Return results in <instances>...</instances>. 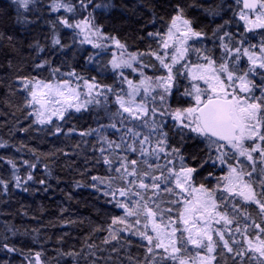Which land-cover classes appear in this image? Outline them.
<instances>
[{"label": "trees", "instance_id": "1", "mask_svg": "<svg viewBox=\"0 0 264 264\" xmlns=\"http://www.w3.org/2000/svg\"><path fill=\"white\" fill-rule=\"evenodd\" d=\"M210 1L216 6L215 0ZM178 2L185 5V15L192 21L194 30L204 33L203 41L194 48L208 55L214 53L218 49L217 44L208 38L216 28L210 15V11L216 8L208 0H112L113 7L108 12L95 13V23L102 26L106 35L115 36L124 43L129 51L144 53L140 60L150 67L153 61L148 54L156 52L160 43L158 37H150L148 33H164ZM193 4L196 6H189ZM27 19V23L22 22L11 2L0 0V144L4 145L0 147V180L5 182L0 184V264H28L36 252L41 253L43 264H176L170 258L162 259L166 254L160 250L149 253L144 239L133 234L144 231L143 216L138 217L140 224L135 223L137 217H127L125 224L112 225V219L124 216V211L116 207L111 195H104L105 191H110L108 179L119 175L114 169L119 166L120 158L127 156L142 160L143 157L123 147L109 149L101 137L106 136L120 143L126 129L133 127L140 131L137 126L127 124L125 117L123 125L121 119L104 117L103 111L93 106L77 114H66L57 127L43 128L35 123L32 108L26 104L30 97L24 89L23 78L64 79L68 73H75L79 77L95 80L101 86L111 87L112 93L116 88L120 89V83L118 85V80L108 72L109 67L103 56L88 54L85 63L82 54L69 49L65 37L61 45L52 46L51 32L56 27L52 17ZM37 65L43 66L38 68ZM178 92L175 88L168 103L172 109L189 104V99L179 96ZM112 123L117 125L119 132L107 127ZM172 125L168 122L165 131L169 133V143L179 146L181 140ZM57 128L59 132L55 130ZM93 129L98 131H91ZM81 132L91 134L81 136ZM125 139L128 143L132 142L130 138ZM183 144L187 163L197 166L206 153H201L197 160L191 158V153L194 148H203L204 145L198 140ZM101 148L105 149L103 155ZM103 156L113 161L111 169L103 163ZM149 159L153 164L166 163L163 154L159 161ZM9 161L15 163V169ZM24 161H28V164ZM32 164L36 167H29ZM139 167L147 170L146 165ZM169 167L178 169L179 160ZM226 168V165L222 167L218 162L213 167L209 161L199 168L195 183L215 187L217 178L226 174ZM160 171L157 169L151 174L160 175ZM209 172H212L211 177L208 176ZM29 174L32 180H28ZM16 176L20 177L19 187L16 186ZM93 176L105 183L92 180ZM41 180L45 183H39ZM252 182L259 186L260 192L264 191L260 187V180L258 183ZM111 183L113 188L126 187L120 180ZM145 183H152L150 177H145ZM168 186L173 187L171 184ZM163 187L164 184H161V189ZM25 188L28 190L25 191ZM133 190L142 192L146 200L151 196L148 202L154 210L157 203L165 209L178 207L169 203L176 199L170 193L160 191L153 196L151 189L144 192L135 185ZM217 197L221 211H228V205L235 208L230 201L222 199L227 197L226 193L218 191ZM116 199L131 206V202L139 200V197L130 195L125 199L117 194ZM236 206L240 207V216L245 214L255 225L261 223L260 211L255 206L238 203ZM171 215L175 217L176 212ZM234 215L235 221L239 220L240 216L237 218ZM110 225L116 239H112ZM238 226L243 228V225ZM105 240L108 242L105 243ZM227 241L233 251H215L216 264H257L238 232ZM5 244L18 251L8 252L3 247ZM240 251H244L245 255L238 256L237 252ZM180 255L192 256L190 249Z\"/></svg>", "mask_w": 264, "mask_h": 264}, {"label": "snow or ice", "instance_id": "2", "mask_svg": "<svg viewBox=\"0 0 264 264\" xmlns=\"http://www.w3.org/2000/svg\"><path fill=\"white\" fill-rule=\"evenodd\" d=\"M19 7L25 10L29 9V5L35 0H13ZM239 2V0H238ZM81 9L87 11L88 6L92 5V0H79ZM196 6V5H189ZM112 7L110 3L96 4L95 8L105 9ZM175 14L172 15L167 27V32H149L150 37H158L160 48L165 50L164 55L159 52H152L151 55L159 61L160 66L166 70V75L156 76L155 78L145 76L142 65L140 69L134 67V62L139 63L138 57L144 53H127L126 45L115 36L106 35L102 31V26L95 23V18L91 13L81 20L74 23L69 21L67 17L59 18V23L66 28L79 29L80 34L85 32L84 40L81 43H90L93 48L106 47L105 41H112L116 48L120 49V55H114L110 61L113 70L130 68L133 72L140 71L142 79L140 85H134L131 80L124 77L129 90L127 92L128 99L122 94H117L115 103L119 106V111L113 113V116L127 113L134 121H141V128L148 129V132L142 133L133 127H128L121 137V142L116 143L108 139L106 136L101 139L107 144L108 148L115 147L116 149L124 148L132 153H139L142 160L129 159L127 156L120 158L119 166L115 167V173L119 174L108 179V188L110 191H105L104 195H111L115 200L116 207L123 209L124 216L114 217L112 225L125 224L127 217H137L135 223L140 224L138 217L144 216V231L133 233L139 235L142 239L148 242L147 251L151 253L154 247L163 249L165 256L162 259H172L176 264H211L215 257L210 254L215 249V241L213 240L212 223H220L223 220L225 225L232 223V220L224 213L216 211L220 206L218 204L217 192L227 193L228 195H239L246 202L254 203L258 206L260 214L264 216V191L259 194L255 191L251 180L253 173H259L260 187L264 189V82L257 84L249 76L256 75L257 69H264V43L260 46V55L251 52L249 48L243 49V55L248 58L249 67L242 74L237 73V63L240 61L241 48L232 49L228 43H225V38L229 37L228 32H224L220 36L221 49L226 56L232 57L233 52L236 53L233 60L224 59L221 57V62L217 61L210 55L201 52L199 48L194 51L200 56L204 63H196L189 66L187 63L183 65V71L174 72V66L185 59L189 47L188 41L194 38L204 36L203 32L196 31L192 27V21L185 15L186 8L182 3H177L175 6ZM63 9L65 12L75 14L77 9L74 4L68 0H53L51 11L58 12ZM247 10V11H245ZM249 13L254 14L256 19L251 20ZM215 14V13H214ZM241 20L245 21V31H252L254 28L264 29V0H243V10L239 13ZM27 23L28 21H23ZM227 23V22H225ZM223 25L219 26L216 31H219ZM215 35V32H214ZM91 37H95L93 40ZM243 43V41H241ZM61 41L54 37L53 45H60ZM252 47H255L253 45ZM173 49L169 53L168 49ZM127 53V54H126ZM91 59V58H90ZM170 59V63L168 62ZM43 65H37L42 67ZM59 71V69H56ZM120 76H123L121 71ZM187 75L191 81L190 86L185 87L181 93L182 96L189 98L187 107H177L172 109L167 104V99L172 95L174 88H178L177 76ZM69 76H74L75 73H68ZM264 75V74H262ZM78 79H82L77 77ZM24 89L28 92L30 99L26 100L28 106L39 105L35 115L36 122L46 124L51 122V117L44 118V109L47 105H60L59 108L52 109V115L59 116L60 119L65 118V114L69 109L74 108L76 112L87 110V105L95 102L100 105L102 102L96 97L103 96L104 101L108 97L104 95L102 88H106L108 92L112 91L109 86H101L93 80L91 83L84 80V87L87 89L86 95L90 99H85L81 102L82 93L78 90L79 85L73 87L69 80H63L59 83L45 82L39 79L23 78ZM141 87L145 97L152 96L156 89H161L159 95L160 107H149L145 100L136 102L135 97L140 94ZM259 91V95L256 91ZM95 93V96L93 95ZM157 116L160 119H157ZM171 118L173 121V129L175 134L180 137L181 143L179 146H173L169 143V133L165 131L168 128L166 118ZM123 117L121 124L123 125ZM103 127V126H102ZM107 127L120 131L115 123ZM60 129L57 128V132ZM91 131H98L93 129ZM91 132H81V136L90 135ZM142 137V138H140ZM125 138H130L131 143L126 142ZM199 141L204 145L203 148L196 147L191 153L193 160L200 159L201 153H206L203 159L197 166H191L187 163L183 152L184 144L187 141ZM154 141V146H153ZM137 144L139 147H137ZM0 147H4L0 144ZM230 150V151H229ZM101 155L105 149H100ZM258 153V157L254 156ZM161 154L166 160L164 165L159 163L153 164L149 158H154L156 161L161 159ZM171 157V159H169ZM241 158L247 160L251 165V171H248L244 166ZM235 160L236 163L229 161ZM257 159H259L260 167H257ZM175 160H179V167H169L173 165ZM212 162L215 167L218 162L220 166H227V173L217 178L215 187H208L204 183L197 185L196 173L199 168L205 164ZM15 169L16 165L13 161H9ZM28 164V161H24ZM103 163L111 169L113 161L108 156H103ZM146 165L147 170H142L139 166ZM129 165L131 167H129ZM35 168L36 165H29ZM160 169V175H152L151 172ZM165 171L167 175H165ZM212 176V172L208 173ZM132 177L133 179H129ZM145 177H150L151 184L145 183ZM245 177L249 179L246 180ZM17 187L20 186V177H15ZM31 174L28 175V180H32ZM92 180H100V183H105L99 177L93 176ZM120 180L126 187H112V181ZM39 183L44 184L41 180ZM0 184H5L0 180ZM161 184H164L161 189ZM174 184V187L168 186ZM222 184V187H221ZM133 185L138 189L147 192L152 190V195L157 196L160 191L170 193L176 199L170 200L169 203L174 207L162 208L160 203L156 204L155 210L149 206L148 197L146 200L144 194L140 191H134ZM6 186V185H5ZM95 187V185H93ZM25 191L28 189L25 188ZM178 190V191H177ZM119 197L127 199L130 195L139 197V200L124 203L117 200ZM227 199V197H222ZM141 201L143 203H141ZM176 212L173 217L171 213ZM167 214V215H166ZM182 226V227H181ZM130 228L131 225L129 224ZM259 229L257 234L258 243L246 239L248 251L258 254L256 259L257 264H264V238H261L260 233H264V227L256 224ZM155 233V237L149 235L148 229ZM236 231H240L239 228ZM109 232L112 233V239H116V234L109 226ZM215 235L219 236L223 241V246L232 252L227 240H224L222 232L216 231ZM207 241V243H205ZM108 241L105 240V243ZM187 245H192L195 249H206L208 256H201L199 252L195 256L185 257L180 255L182 252H188ZM3 247L8 252L18 251L14 247L7 244ZM238 256L245 255L244 251L237 252ZM35 264H42L41 253H35ZM29 264H32L31 260Z\"/></svg>", "mask_w": 264, "mask_h": 264}, {"label": "rangeland", "instance_id": "3", "mask_svg": "<svg viewBox=\"0 0 264 264\" xmlns=\"http://www.w3.org/2000/svg\"><path fill=\"white\" fill-rule=\"evenodd\" d=\"M7 1L11 2V4L15 7L22 22L25 20L28 21L27 19L28 17H33V18L38 17V19H42V18L44 19L45 16L52 17L53 19L52 21L56 22V27H54V29L51 32L52 38L50 42L52 46H53L54 37L58 38L60 41H62L63 38L65 37L66 38L65 42L69 45V49L73 48L80 55L82 54L83 55L82 57L85 60V63H87L86 57H88V54L89 56H94V57L103 56L104 59L107 61L106 66L109 67L108 72L111 73L118 80V85L120 83V86H119L120 89L116 88L115 93H112V92H108L106 88H102L101 90L104 92V95L108 97V100L105 102L103 96L96 97V99L101 100L102 103L100 105H97L95 102H93L87 105V109L93 106V107H96V109H98L99 111L102 110L104 113V117L108 118L110 116H113V113H117L119 111V106L115 103L116 95L122 94L125 96L126 100L128 99L127 92L129 90V86L127 82L124 81L123 76L126 75L127 79L131 80L134 85H140L142 76L140 75L139 70L136 72H133L130 68L113 70L110 61H112L114 55L118 57L120 55L121 50L116 48L115 45L112 43V41L110 40L105 41L104 43L106 44V47L104 48H93L90 43H81V41L84 40L85 35H88L87 32H85L84 34H80L79 29L66 28L59 23V18L61 17H67L69 18V21L71 23H74L75 21L81 20L84 17L88 16L89 13H91L93 17L95 18L96 12H108L113 7L112 6L108 8L107 10H105V9H97L95 8V5L101 4V3H110L112 5V0H100L101 2H96L97 0H94L92 1V5L88 6L87 11H84L83 9H81L79 0H70V2L76 6L77 11L75 14L67 13L63 9L59 10L58 12L51 11V5L53 3V0H45V2L43 0H35L34 3L29 5L28 10H25L24 8L19 7L16 3L13 2V0H7ZM65 2H68V0H65ZM208 3L213 5V2L210 0H208ZM215 3H216V6L213 5V7L216 8V10L212 9L210 11V15L212 16V20L215 21L216 23V28H218L221 25H223V27L220 28L219 31H216V28H214L211 37L208 38L210 42L216 43L218 47V49L214 53L210 54V56H212L217 61V63L221 62V57H224V59H228L230 61L234 59L236 55L235 52H233L232 57H228L226 56L225 52L221 49V46H220L221 45L220 36H223L224 32H228L230 35L229 37L225 38V43H228L229 47L232 49H235L237 47L241 48V53H240L241 59L237 63V73L242 74L243 71H246L249 67L248 58L243 55V49L249 48L251 52H255L257 55H260V46L262 43H264V29L254 28L252 29V31H245V21L241 20L239 17V13L241 12L242 9H241L240 4L237 1L235 0H215ZM249 18L251 20L256 19L255 15L251 13H249ZM168 24L166 26L164 33L167 32ZM214 32H215V35H214ZM91 39L95 40L96 38L91 37ZM202 41H203L202 37L194 38L188 41L189 51L185 59L182 60L179 64L174 66V72L179 73L180 71H183V65L185 63H187L189 66L196 64V63H204V61L200 58V56H198V54L194 51L195 49L194 46L197 47V44ZM241 41H243V43H241ZM253 45H255V47H252ZM167 51L171 53L173 49L170 48ZM156 52H159V54L163 56L165 50L161 49L160 45H158ZM127 53H133V52L127 49ZM148 55H150L153 63L152 64L150 63L149 65L150 67L147 66L143 68L144 75L153 77V78H155L156 76L166 75L167 74L166 70L160 66V63L158 60L155 59V56L151 54H148ZM138 60H139V63L134 62V67H136L137 69H140L142 65H145V63H142V60H140V56L138 57ZM168 62L169 63L171 62L170 59H168ZM121 71L123 72V76H120L119 74ZM262 74H264V69H257L256 75L254 76L250 75L249 78L253 79L257 84H260L264 82V75ZM77 77L79 76H77L76 74L74 76H69L67 74L64 79L44 77L41 80L45 82H52V83H59L63 80H69L73 87H76L77 85H79L80 87L78 90L82 93L81 102H83L85 99H90V97L86 95L87 89L84 87V80H88V78L80 77L82 79H78ZM88 81L91 83L93 80H88ZM177 82H178L177 89L179 90L180 93L184 91L185 87L190 86V83H191V81L189 80L186 74L183 76L178 75ZM174 91H175V88L173 89L172 94ZM161 92H162L161 89L155 90L153 95H155L156 99L155 101H153L152 96H148V97L144 96L143 88L141 87L140 94L135 97V100L137 103H139L141 100H145L149 107L156 106L159 108L161 106L160 101H159V95ZM180 93H179V96H182ZM256 94L257 95L260 94L258 90L256 91ZM93 95L95 96V93H93ZM171 96L168 97L167 104L169 103ZM59 107L60 105H56V104L47 105L46 109L43 110L44 118L47 119L48 117H51V122L46 123V124H39L36 122L37 117L35 115L36 110L39 109V105L31 106L32 116L34 118L35 123L39 127H43V128L57 127L62 119H60L59 116L57 115H52L51 110L55 108H59ZM82 111H85V110H82ZM68 113L77 114L78 112H76L75 109L72 108L66 112V114ZM113 117L115 119H122V117H125L128 122L127 124L136 125L137 128L145 134L148 132V129L139 127V125L142 123L141 121L132 120L130 117H128L127 113L121 112L120 115H115ZM157 119H160V117L157 116ZM166 119L169 123H173L170 117ZM253 155L258 157V153H254ZM241 160L243 161V164L247 168V170L251 171L252 165L244 158H241ZM229 162L233 164L236 163L234 159ZM257 167L258 168L260 167L259 159H257ZM227 171L228 169L226 168V173ZM165 173L167 174V172ZM245 179L248 180L249 178L245 177ZM251 180L258 183L259 173L258 172L253 173ZM171 185L174 187V184H171ZM254 188H255V191L259 194L260 193L259 186L254 185ZM226 195H227L226 200H228V202L230 201L235 206V208H232L231 206L228 205V208H229L228 211H221L220 207H218L216 211L226 214L232 220V223L229 225H225L223 220H221L220 223H216L215 220H213V223H212L213 233L212 234H213V240L216 243H215L214 251L210 254L211 256L214 255L215 251L217 252L219 250L222 251L226 249L224 248L223 241L220 239V237L215 235L216 231L222 232L224 236V240L225 238L227 240L232 239V237H234L235 235V232H238V234L242 236L243 240L245 241V246H246L247 251H248V244L246 243V239H245L246 237L247 239L252 240L254 243H258L257 234L259 233V229L255 227V223L251 222V220L248 219V217H246L245 214H243V216H240V213H239L240 207L236 205L237 203L243 204V205H253L259 211L258 206L254 203L246 202L243 199V197L239 195H228L227 193ZM233 212L237 215V218L240 216L239 220L235 221V215ZM143 219L145 220L144 216H143ZM260 219H261L260 225L264 227V216L261 215ZM236 222H237V226H236ZM234 224L236 227L234 226ZM238 225H243L242 226L243 228L242 229L239 228ZM237 228H239L240 231H236ZM142 229L144 230V225L142 226ZM148 233L149 235H152L153 237H155V233L151 231V228L148 229ZM260 236L261 238H264V233H260ZM144 241L147 247H149L148 242L146 240ZM154 243L152 245V247L154 248L153 250H160L162 253H164L163 249L155 248ZM205 243H207V241H205ZM188 247L190 249L192 256H195L197 252H199L201 256L209 255L206 249H203V248L195 249L193 248L192 245H188ZM250 253L254 257L258 255L252 252ZM31 262L32 264H35L34 258H32ZM211 264H216L215 259L211 261Z\"/></svg>", "mask_w": 264, "mask_h": 264}, {"label": "water", "instance_id": "4", "mask_svg": "<svg viewBox=\"0 0 264 264\" xmlns=\"http://www.w3.org/2000/svg\"><path fill=\"white\" fill-rule=\"evenodd\" d=\"M235 1H237V2H238V0H235ZM238 3H240L241 9L243 10V0H239V2H238ZM245 11H247V10H245Z\"/></svg>", "mask_w": 264, "mask_h": 264}]
</instances>
